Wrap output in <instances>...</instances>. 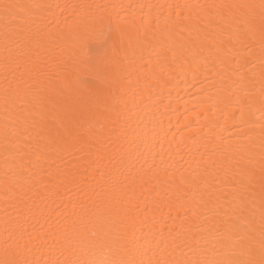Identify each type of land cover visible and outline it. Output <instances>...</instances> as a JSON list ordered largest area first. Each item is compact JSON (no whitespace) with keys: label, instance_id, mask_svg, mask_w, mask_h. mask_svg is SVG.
I'll return each instance as SVG.
<instances>
[{"label":"bare ground","instance_id":"1","mask_svg":"<svg viewBox=\"0 0 264 264\" xmlns=\"http://www.w3.org/2000/svg\"><path fill=\"white\" fill-rule=\"evenodd\" d=\"M9 2L29 6L10 26L9 40L19 34L43 40L27 67L21 62L17 70L16 45L6 51L0 11V250L10 233L27 239L65 226L92 229L93 214L113 205L130 209L146 249L182 225L196 233L208 229L218 219L215 207L228 205L208 203L207 194L233 191L237 161L251 156L259 162L264 76L258 44L234 40L229 52L227 36L208 15L214 10L185 5L259 0ZM85 34L91 41L81 55L105 41L110 51L115 42L122 70L111 112L75 125L86 143L65 144L54 119L61 65L71 41ZM255 211L258 220V203ZM28 255L49 258L36 249Z\"/></svg>","mask_w":264,"mask_h":264},{"label":"snow or ice","instance_id":"2","mask_svg":"<svg viewBox=\"0 0 264 264\" xmlns=\"http://www.w3.org/2000/svg\"><path fill=\"white\" fill-rule=\"evenodd\" d=\"M28 7L0 0V11L5 20V49H9L10 43L16 45L17 70L21 68V62L27 67L26 62L32 60L43 40L38 35L23 34H19L16 40H9L10 26L22 18ZM185 7L214 10L208 15L214 18L216 30L227 36L223 43L230 45L229 52L233 51L234 40L237 43L247 41L250 46L258 44L261 74L264 76V0ZM206 38L215 43L211 36ZM90 41L87 34L72 40L67 50L68 58L61 65L63 86L61 99L57 101L60 109L54 119L57 121V136L65 144L72 140L86 143L76 135L75 125L91 122L93 118L111 112L110 97L117 83L116 73L122 70L116 62L117 43L110 46L111 55L107 41L95 50L90 49L91 55H81L85 48H89ZM65 90L69 92L66 97L63 96ZM9 92L10 89L5 90L6 106ZM261 95L264 96V84ZM4 134L7 138V127ZM260 147L258 164L251 156L236 162L240 178L237 180L235 175L232 176L231 182L236 187L231 193L207 194L208 203L215 205L222 200L228 205L227 208L224 204L215 207L218 219H214L208 229L196 233L182 225L175 236L167 240L161 237L155 247L146 249L135 236V220L130 209L105 206L93 214L92 229L86 225L65 226L46 236L29 234L27 239L23 234L16 239L10 233L0 250V264H264V125L261 126ZM228 182L226 175L225 183ZM114 198V194L107 197L109 201ZM33 249L46 251L49 258L43 261L29 258ZM148 252L152 253L151 256L144 259Z\"/></svg>","mask_w":264,"mask_h":264}]
</instances>
